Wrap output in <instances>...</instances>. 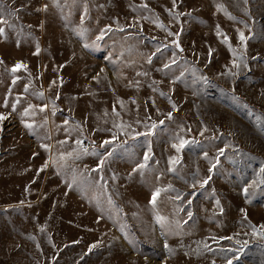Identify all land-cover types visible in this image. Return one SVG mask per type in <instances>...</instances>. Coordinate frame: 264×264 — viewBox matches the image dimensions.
<instances>
[{
  "label": "rangeland",
  "instance_id": "rangeland-1",
  "mask_svg": "<svg viewBox=\"0 0 264 264\" xmlns=\"http://www.w3.org/2000/svg\"><path fill=\"white\" fill-rule=\"evenodd\" d=\"M57 2L0 0V264H225L220 248L264 264L249 227L264 224V184L242 190L264 165V0ZM229 44L248 67L232 66ZM113 134L124 147L98 169Z\"/></svg>",
  "mask_w": 264,
  "mask_h": 264
},
{
  "label": "snow or ice",
  "instance_id": "snow-or-ice-1",
  "mask_svg": "<svg viewBox=\"0 0 264 264\" xmlns=\"http://www.w3.org/2000/svg\"><path fill=\"white\" fill-rule=\"evenodd\" d=\"M245 2H246V0H245ZM53 4H55L57 7H59V4H58L57 0H53ZM143 6H144V7H147L146 5H143ZM44 7H45V9H46V8H47V5H45ZM173 7H175V0H173ZM3 8H4V5H3L2 3H0V9H3ZM217 8H218L219 10H223V6H222V5H217ZM86 10H87V9L85 8V11H86ZM9 14L12 15V14H14V13H11V12H10ZM226 15H228L229 18H233V17H231V14H230V13H226ZM174 17H175L176 19H178V18H179V14H174ZM83 20H84V16L82 15V16H81V25L83 24ZM154 22H155L159 27H163V24L160 23L159 20H156V21H154ZM0 24H8V21L5 19V15L3 14V12H0ZM10 26H11V25H9V27H10ZM105 28H108L109 30H111L110 27L107 26V25L105 26ZM85 31H86V29H83V28L81 27V29H80V35L83 36ZM4 32H5V28H4V27H0V35H3ZM237 32H238V38H239V40L241 41L242 47H246V45L244 44V42L248 39V37H246L245 34H244L242 31L237 30ZM169 34H170V35H175V36H177V37H179V35H180V33H178V32H177V33H169ZM103 35H104V29H101V30H100V35L97 37V39H99V38H100L101 36H103ZM217 35H218V36H221V35H222V33H221L220 29H219V26H217ZM223 41H224V43L227 44L228 41H229V38H228L226 35H223ZM171 43H172L173 45H175V47H176L177 49H180L181 51H183V49L181 48V46H180L178 40H173V41H171ZM83 46H84L85 48H87V47H89L90 45H89L88 43H85ZM166 47H167L166 45L161 44V45H159V46L157 47L156 51L159 52L161 48H166ZM229 50L232 52V55L235 57V58L231 61L233 67L239 69L240 66H241V64H243L244 67H248L247 62H246V57H245L244 53H237L236 50L233 49V48L231 47L230 44H229ZM39 51H40V49H39V47L37 46V48H36V53H39ZM155 54H156L155 52L152 53V55H150V56L148 57V60L151 61L152 56H154ZM176 55H177V54H176L175 52H173L172 57L169 58V61H168L167 63H164V64L162 65V68H163V69H168L171 65H174V64L176 63ZM21 68H26V65H25L24 63L20 62V61H17V62L12 66L11 71H12L13 73H15L18 69H21ZM193 71L195 72V69H193ZM183 74H184V73L182 72V73H181V76H183ZM225 74H228V73H225ZM179 78H180V77H174L173 79H174V80H177V79H179ZM15 79H16L15 76H13V82H15ZM94 79H95V77H94ZM200 79L203 80L204 83H208L207 78L204 77L203 75L200 76ZM27 88H28V85H25V90H27ZM161 94L163 95V93H161ZM38 95H42V93H38ZM170 103H171V101H170ZM46 107H47V105H42V106H40V110L43 111L44 108H46ZM172 107H173V110L176 109V105H175V104H173ZM12 108H13V110L16 109V102H13V103H12ZM32 108H33V105L29 104V105L27 106V108L24 109V112L22 113V115H23V116H28V115H30V114H31V115H35L34 112H33V113H30V112H29V109H32ZM171 117H172V113L169 112V113H168V118H171ZM3 119H5V116H4L3 113H0V120H3ZM21 122L25 125L26 128H29V129H31V128L33 127V124L35 123L34 121H33V122H28V121H25V120H23V119H22ZM65 123H67V121H65ZM138 123H139V121H138ZM160 123H163V121H161ZM114 126H115L118 130H122L123 128L126 127V126L123 125V124H116V125H114ZM155 127H156V124L153 123V124L151 125V127L148 128V133L150 134V133L152 132V130H153ZM125 134H127V133H125ZM132 135L135 137V136H139V135H142V134H141L140 132H135V133H133ZM115 140H116V135L113 134L110 138L105 139V140H103V141L101 142V144H100L99 147H100L101 149H104V152H103V154L100 156V162H99V164L96 165V167H97L98 169L101 168L102 165L104 164V162H105V158H106V157H110V156L113 154V150H114V149L124 147V142H121V143H119V144H116V143H114ZM192 142L195 143V141H192ZM75 143H76L77 145H81V141H80V140H76ZM187 143H188L187 140H185V139H183V138H179V143H178V144H173V147L179 152L180 149L183 148L184 145L187 144ZM81 146H82V145H81ZM41 147H43V148H48V145H46V144H42ZM225 147H227V145H225ZM85 151H86V150H85ZM95 151H96V149H95V147H94V148H93V152L95 153ZM218 152H219L220 154H223L224 149H223V148L218 149ZM67 155H68V156H71L72 153H68ZM203 155H204L205 158H207V155H208V154L205 152ZM64 156H65V154H64V153H61V158H62V159L64 158ZM148 159H149V152H145V154H144V162L141 163V164H138L136 167H137V168H140V169L144 168L145 165H146V163H147V161H148ZM169 162H170V164H172V163H178V160H176V158H170V161H169ZM218 163H219V157L216 158L215 163L212 164V166L208 169V171H209V172H212L213 169L216 167V165H217ZM45 166H46V165H45ZM135 170H136V169H133V171H135ZM170 170H171V169H170ZM262 174H264V165L261 166L260 173L257 174V177L254 178L252 181H250L248 184H245V185H244V187H243L242 190H243V192H244L245 194H247V193L249 192V189H250V188H255V187H257L259 184H264V178H261V175H262ZM209 178H210V177H209ZM209 178H205V179H203V180L195 181L194 184H193V187H195V184H199L201 187H203L205 184H207ZM69 186H71V185H69ZM168 187L170 188L171 186L169 185ZM161 191H162L161 188H156V189L152 192L150 203H152V204H155V203H156L157 197H158V195L160 194ZM193 195H195V193H193ZM176 198L179 199V196H177ZM218 204H219V201H217V205H218ZM220 211L222 212L223 209L221 208ZM241 212H244V209H241ZM188 215H189V217H190V216L192 215V213L189 212ZM157 219H158L159 221H163L165 218H164V217H161V216H158ZM245 219H247L246 215H245ZM249 227L251 228V234H252L253 237H257V236H258L260 239L264 240V224L260 225L259 228L255 227V226H251V225H249ZM221 239L232 240L233 237H231V236H229V237H221ZM248 242H249V241H247V240H245V241L236 240V241H235L236 244H238V245H242L239 249H237V251L242 252L243 249H244V246H246V245L248 244ZM37 246H39V245H37ZM91 247H92V246H90V249H89V250H91ZM204 247H205V249H207V245H206V244L204 245ZM165 248H168L167 243H165ZM209 251H211V250L209 249ZM218 251H219V254L222 256V258L225 259V264H233L232 259L229 258V254L232 253V251H233L231 248H227V249H225V248H220ZM213 264H215V261H213Z\"/></svg>",
  "mask_w": 264,
  "mask_h": 264
},
{
  "label": "crops",
  "instance_id": "crops-1",
  "mask_svg": "<svg viewBox=\"0 0 264 264\" xmlns=\"http://www.w3.org/2000/svg\"><path fill=\"white\" fill-rule=\"evenodd\" d=\"M13 168H15V167H13ZM18 168V167H17ZM36 194H39V192H36Z\"/></svg>",
  "mask_w": 264,
  "mask_h": 264
},
{
  "label": "water",
  "instance_id": "water-1",
  "mask_svg": "<svg viewBox=\"0 0 264 264\" xmlns=\"http://www.w3.org/2000/svg\"><path fill=\"white\" fill-rule=\"evenodd\" d=\"M180 50V49H179Z\"/></svg>",
  "mask_w": 264,
  "mask_h": 264
}]
</instances>
